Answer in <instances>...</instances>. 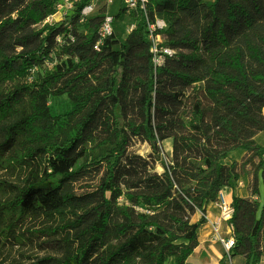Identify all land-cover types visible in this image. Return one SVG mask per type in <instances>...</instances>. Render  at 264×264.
<instances>
[{
    "label": "trees",
    "instance_id": "trees-1",
    "mask_svg": "<svg viewBox=\"0 0 264 264\" xmlns=\"http://www.w3.org/2000/svg\"><path fill=\"white\" fill-rule=\"evenodd\" d=\"M59 1L0 0V264H190L206 223L192 217L224 187L234 191L231 255L259 264L264 0H149L145 10L117 0L85 20L92 0H79L45 23ZM108 11L114 31L96 50ZM156 18L174 50L160 65L148 28ZM65 95L70 107L56 111L51 98ZM134 138L157 158L129 152ZM167 140L173 162L154 172ZM239 149L259 158L258 199L237 193L244 166L225 162ZM88 165L105 174L77 193ZM36 241L49 251L37 261L2 257Z\"/></svg>",
    "mask_w": 264,
    "mask_h": 264
},
{
    "label": "rangeland",
    "instance_id": "rangeland-1",
    "mask_svg": "<svg viewBox=\"0 0 264 264\" xmlns=\"http://www.w3.org/2000/svg\"><path fill=\"white\" fill-rule=\"evenodd\" d=\"M50 103L56 111H64L70 107V101L66 95L60 97H53L51 98ZM256 141L264 146V132H260L256 136ZM160 147H161V154H160L161 156L158 161H155L154 163L155 166L153 169L154 172H158V173H162L164 171L161 161L167 164H172L173 162V141L167 140L161 142ZM129 152L139 154L142 157L150 160L157 158L154 155H152L151 146L148 143L143 142L139 138L133 139L131 146L129 148ZM233 160H237L241 165V167L244 166V170H245L244 174L241 177L240 180L241 183H239L240 188H238L237 193L243 197H249L254 200L258 199L257 196H253L252 171L254 169V164L259 161V158L255 157L250 159V153L245 150H241L234 153L232 152L230 154V157L226 159L225 162L230 164ZM1 174H4V172L3 173L0 172V175ZM104 174H105V168L103 165H88L81 169L80 173L73 181V188L77 193L93 191L100 183ZM261 188L263 189L262 185ZM198 213L200 214V212ZM37 243L38 242L36 241V243H34L33 245H27L22 247L16 245L14 248L10 247L8 251H6L5 255H2V257L7 261H11L13 260V258L20 259L24 262L37 261L38 258L45 257L49 253V251L47 250H42L38 245H36ZM234 261L235 264H244L243 256H236ZM263 264H264V258H263Z\"/></svg>",
    "mask_w": 264,
    "mask_h": 264
},
{
    "label": "built area",
    "instance_id": "built-area-1",
    "mask_svg": "<svg viewBox=\"0 0 264 264\" xmlns=\"http://www.w3.org/2000/svg\"><path fill=\"white\" fill-rule=\"evenodd\" d=\"M79 0H60L56 4V11L54 14L50 15L45 23H54L66 17L69 11L76 8V4ZM117 0H92L88 3L81 11L82 20L87 19L89 16L95 14L99 6H106L107 9L116 2ZM124 5L130 9L134 10L137 8L146 9L149 0H122ZM114 16L108 11L103 19L102 25L99 28V40L95 45L96 50H100L101 44L104 39L110 36L114 31ZM167 24L164 20L156 18L155 21H149V37L152 42V53L153 61L155 65H160L165 61V56L172 55L174 50L163 45V38L161 31L166 28ZM133 27V26H132ZM58 41L62 38L59 36ZM225 188V187H224ZM222 188L219 199L216 202L220 209V218L217 221L210 222L213 228V240L215 242L221 243L225 249V256L223 264H235L234 258L231 255L232 248L235 246V239L232 236V226L228 223V220L232 217L234 213V208L232 206V200L227 195L226 191ZM206 217V214H204ZM207 218V217H206ZM223 222L228 224L227 230L223 231L221 225ZM264 258V257H263ZM220 264V263H219ZM259 264H263V259Z\"/></svg>",
    "mask_w": 264,
    "mask_h": 264
},
{
    "label": "crops",
    "instance_id": "crops-1",
    "mask_svg": "<svg viewBox=\"0 0 264 264\" xmlns=\"http://www.w3.org/2000/svg\"><path fill=\"white\" fill-rule=\"evenodd\" d=\"M243 149H239L237 151H241ZM234 151V152H237ZM233 152V153H234ZM241 183V182H240ZM238 188H240L238 186ZM237 188V190H238ZM224 190L226 191L229 198L232 200L234 191L230 187H225ZM206 217H204L203 212L200 214L197 212L193 216V221H199L202 217L206 219V223L200 229L199 232V245L196 248L193 255L189 257L188 262L190 264H219L220 260L223 258L225 254V249L223 245L215 242L213 240V228L210 222H214L219 220L220 218V209L216 202L209 203L207 206ZM202 215V216H201ZM223 231L227 230L228 224L223 222L221 225ZM222 247H221V246ZM195 257V258H194ZM211 260V261H209ZM235 260V258H234Z\"/></svg>",
    "mask_w": 264,
    "mask_h": 264
}]
</instances>
